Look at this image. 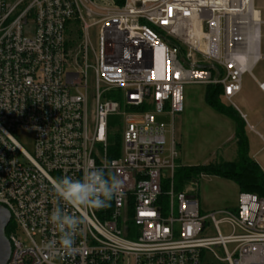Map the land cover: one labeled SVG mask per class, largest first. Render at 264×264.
I'll return each instance as SVG.
<instances>
[{
    "label": "built area",
    "instance_id": "obj_1",
    "mask_svg": "<svg viewBox=\"0 0 264 264\" xmlns=\"http://www.w3.org/2000/svg\"><path fill=\"white\" fill-rule=\"evenodd\" d=\"M121 1L0 0L7 264H264L263 197L240 192L237 207L203 214L199 179L175 181L184 87L221 86L236 107L260 58V11L254 0ZM101 165L121 182L106 207L55 198L56 178ZM57 207L82 223L75 251L53 257Z\"/></svg>",
    "mask_w": 264,
    "mask_h": 264
},
{
    "label": "rangeland",
    "instance_id": "obj_2",
    "mask_svg": "<svg viewBox=\"0 0 264 264\" xmlns=\"http://www.w3.org/2000/svg\"><path fill=\"white\" fill-rule=\"evenodd\" d=\"M206 89V85L202 84L185 85L184 111L175 119L176 133L181 144L179 162L185 166L218 162L223 157L233 159L231 152L227 155L224 153V145L228 143V136L234 132L235 122L208 105ZM220 99L226 107L236 109L223 98ZM234 102L238 105L235 98ZM18 139L29 151L32 150V134L21 131ZM227 146L231 147L232 143ZM239 194L240 189L232 180L208 174L199 177L198 200L203 214L237 207ZM226 230V227L222 228L223 233Z\"/></svg>",
    "mask_w": 264,
    "mask_h": 264
},
{
    "label": "clouds",
    "instance_id": "obj_3",
    "mask_svg": "<svg viewBox=\"0 0 264 264\" xmlns=\"http://www.w3.org/2000/svg\"><path fill=\"white\" fill-rule=\"evenodd\" d=\"M120 184L119 178L110 169L101 165L85 169L79 178L73 179L68 176L56 178L53 193L55 198L73 210L87 207L102 208L118 194ZM50 222L58 233V241L45 247L51 250L53 257L57 251L72 254L75 251V237L82 223L81 217L66 214L63 209L57 207L50 215ZM57 244L58 249L55 247Z\"/></svg>",
    "mask_w": 264,
    "mask_h": 264
},
{
    "label": "trees",
    "instance_id": "obj_4",
    "mask_svg": "<svg viewBox=\"0 0 264 264\" xmlns=\"http://www.w3.org/2000/svg\"><path fill=\"white\" fill-rule=\"evenodd\" d=\"M119 2H122L119 0ZM206 101L216 111L231 118L236 123L237 157L232 161H218L203 165L180 166L175 171L176 189L182 190L193 179H199L202 174L216 175L234 181L240 192L255 193L264 198V172L259 164L249 155V142L245 131V122L240 114L222 102V87L218 85L206 86ZM120 140V136L111 141ZM12 224H9L6 233L10 234Z\"/></svg>",
    "mask_w": 264,
    "mask_h": 264
},
{
    "label": "crops",
    "instance_id": "obj_5",
    "mask_svg": "<svg viewBox=\"0 0 264 264\" xmlns=\"http://www.w3.org/2000/svg\"><path fill=\"white\" fill-rule=\"evenodd\" d=\"M254 3L260 11L262 20L260 58L254 64L252 70L243 75L242 90L235 96L238 105L234 103L236 105L235 110L243 118L246 125L245 131L249 142V155L264 172V88L261 87V84L264 83V0H254ZM235 131L236 123L234 132L227 138L228 143H232V146H227L228 143L224 145V153L227 155L231 152L233 159L223 157L221 161H232L237 157Z\"/></svg>",
    "mask_w": 264,
    "mask_h": 264
},
{
    "label": "water",
    "instance_id": "obj_6",
    "mask_svg": "<svg viewBox=\"0 0 264 264\" xmlns=\"http://www.w3.org/2000/svg\"><path fill=\"white\" fill-rule=\"evenodd\" d=\"M201 68L206 67L200 65ZM11 222L10 211L0 205V264H7L11 254V243L7 236L6 229Z\"/></svg>",
    "mask_w": 264,
    "mask_h": 264
}]
</instances>
